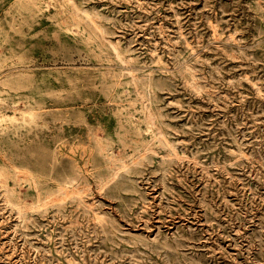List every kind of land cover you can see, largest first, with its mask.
<instances>
[{
    "label": "rangeland",
    "instance_id": "rangeland-1",
    "mask_svg": "<svg viewBox=\"0 0 264 264\" xmlns=\"http://www.w3.org/2000/svg\"><path fill=\"white\" fill-rule=\"evenodd\" d=\"M0 264H264V0H0Z\"/></svg>",
    "mask_w": 264,
    "mask_h": 264
},
{
    "label": "bare ground",
    "instance_id": "bare-ground-1",
    "mask_svg": "<svg viewBox=\"0 0 264 264\" xmlns=\"http://www.w3.org/2000/svg\"><path fill=\"white\" fill-rule=\"evenodd\" d=\"M130 188V187H129Z\"/></svg>",
    "mask_w": 264,
    "mask_h": 264
}]
</instances>
